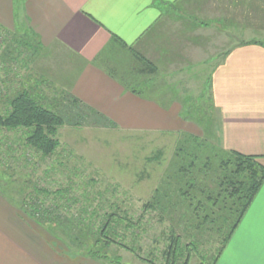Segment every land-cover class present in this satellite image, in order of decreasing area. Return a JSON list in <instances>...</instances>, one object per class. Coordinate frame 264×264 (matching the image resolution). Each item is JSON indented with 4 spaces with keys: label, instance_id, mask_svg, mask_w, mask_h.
<instances>
[{
    "label": "crops",
    "instance_id": "0c3cea01",
    "mask_svg": "<svg viewBox=\"0 0 264 264\" xmlns=\"http://www.w3.org/2000/svg\"><path fill=\"white\" fill-rule=\"evenodd\" d=\"M14 5L0 0V29H24L41 53L56 54L57 73L42 71L105 127L170 134L176 143L206 138L264 168V42L252 37L261 33L253 23L231 25L264 22V0H19L17 12ZM210 50L224 55L211 67L202 112L189 98L149 90L145 77L204 65ZM31 224L0 194V264H108L53 251ZM215 264H264V180Z\"/></svg>",
    "mask_w": 264,
    "mask_h": 264
},
{
    "label": "rangeland",
    "instance_id": "374dc122",
    "mask_svg": "<svg viewBox=\"0 0 264 264\" xmlns=\"http://www.w3.org/2000/svg\"><path fill=\"white\" fill-rule=\"evenodd\" d=\"M18 1L15 0V12ZM252 23L261 31L259 36L252 37L264 42V22L247 19L231 22V25L243 29ZM173 24L170 32L172 27H179ZM227 27L230 29V23ZM30 39L33 36L24 29H0V99L3 95L12 96L25 85L35 88L37 100L57 112L64 121L57 132L60 145L54 155L45 159L26 146L23 131L0 130V194L18 211H25L31 220L32 216L39 219L37 223L41 227L21 213L31 226L43 233L55 252L86 256L89 250L95 247L98 250L99 232L108 216L116 214L107 227L111 228L109 238L135 253L112 244L108 249L100 248L101 255L119 264H166L171 228L184 244L194 241L188 237L194 234L191 225L186 229L175 224L177 212L172 217L160 209H144L151 202L154 191L167 180L165 173L173 160L175 136L127 133L105 127L103 121L77 106L69 93L42 71L56 74L58 64L63 65L62 60L56 54L41 53L40 49L31 47ZM187 39L179 35L181 44L187 43ZM184 54L189 55V52ZM205 55L214 58L181 73L179 64L162 70L164 72H153V78L145 77L149 90L172 92L182 101L189 98L188 107L204 110L208 99L205 84L211 67L218 61L215 57H222L224 53L212 51ZM4 104L0 100V117L5 113ZM186 178L182 177L185 182ZM187 183L193 185L196 194L200 187L211 192L212 197L215 196L213 192H217L210 178L201 172H195ZM168 192L169 200L177 204V191L172 188ZM203 197L201 193L200 200H205ZM183 207H179L181 214L187 211ZM218 207L213 213L221 215L222 208ZM190 220L186 222L189 224ZM126 222L137 227L126 230ZM222 232L224 230L217 229L216 224L204 227L195 239L198 245L195 253L190 251L188 264H210L220 248ZM185 259L186 252L178 264H183Z\"/></svg>",
    "mask_w": 264,
    "mask_h": 264
},
{
    "label": "trees",
    "instance_id": "16d2710c",
    "mask_svg": "<svg viewBox=\"0 0 264 264\" xmlns=\"http://www.w3.org/2000/svg\"><path fill=\"white\" fill-rule=\"evenodd\" d=\"M30 45L40 49V45L34 37L30 39ZM19 47L21 49L24 48L22 45ZM144 64L152 69L148 63L144 62ZM41 85H43V81ZM35 94V88L25 85L12 96L3 95L0 100L5 102L6 108L3 116L0 117V128H2L0 130L6 132L23 131L26 146L47 159L54 155L59 148L57 132L63 126L64 121L57 112L41 104ZM42 100L43 102L46 101L44 97ZM200 112H197V114L199 113L198 115H200ZM200 118L202 119L203 117ZM198 119L199 116H197L195 122ZM256 160L254 157L227 152L206 138L183 135L177 141L173 160L165 173V179L167 180H163L165 182L154 191L151 202L144 206L146 211L160 209L165 213L169 212L172 217H175L177 212L176 216L178 219L175 224L184 226L186 229H189L191 225L192 231H194V234L187 235L189 239L194 241L184 244L181 238L176 235V232L172 228L170 229V244L166 252V264H178L185 252L186 259L183 264H188L190 251L193 250L195 253L196 245H198L195 240L196 237L202 234L204 227L206 228L207 225L213 226V224H216L217 229L221 228L224 230L220 238V248L211 258L210 264L216 263L223 247L235 231L246 209L263 183L264 168ZM195 172H201L204 176L210 178L217 190V192H213L215 194L214 197H212L211 192L201 187L198 188L197 194L193 192V185L187 182L191 180ZM183 176L187 177L186 182L182 179ZM172 188L177 191L176 199L179 201L177 204L169 200L171 195L168 191ZM200 192L205 200H200ZM220 201H222V204ZM194 202L196 204H193ZM180 206H184L183 208H186L187 211L181 214L179 212ZM217 207L222 208L221 215L213 213ZM21 213L30 219L25 211H21ZM116 217V214L108 216L107 221L99 232L98 239L100 242L98 244L101 249H108L110 245L115 244L123 249L130 250L109 238L108 232L111 231V228L108 230L107 227L110 226L109 223ZM32 219L30 220L33 223L41 227V224L37 223L39 219L35 220L33 216ZM189 219L191 220L188 224L186 221H189ZM136 227L137 225L131 222L124 223L126 230ZM47 233L49 234L50 232L47 231ZM97 240L95 241L97 242ZM94 245L96 246V244ZM97 248L95 247V249ZM100 248L98 250H89L86 256L119 264L101 255L99 252ZM130 251L133 254L135 253L134 250Z\"/></svg>",
    "mask_w": 264,
    "mask_h": 264
}]
</instances>
